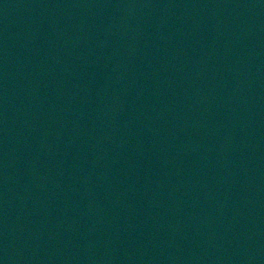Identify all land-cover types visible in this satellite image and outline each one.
Listing matches in <instances>:
<instances>
[{
	"label": "water",
	"instance_id": "obj_1",
	"mask_svg": "<svg viewBox=\"0 0 264 264\" xmlns=\"http://www.w3.org/2000/svg\"><path fill=\"white\" fill-rule=\"evenodd\" d=\"M68 264H264V0H97Z\"/></svg>",
	"mask_w": 264,
	"mask_h": 264
}]
</instances>
